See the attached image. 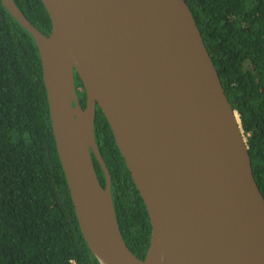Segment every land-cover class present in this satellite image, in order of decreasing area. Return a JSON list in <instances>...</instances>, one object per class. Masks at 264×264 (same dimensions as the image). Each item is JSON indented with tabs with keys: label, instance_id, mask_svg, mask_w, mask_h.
Here are the masks:
<instances>
[{
	"label": "water",
	"instance_id": "1",
	"mask_svg": "<svg viewBox=\"0 0 264 264\" xmlns=\"http://www.w3.org/2000/svg\"><path fill=\"white\" fill-rule=\"evenodd\" d=\"M42 1L50 35L15 0L2 3L36 40L58 153L100 264H264V195L239 113L188 2ZM97 105L148 209L144 259L119 224L96 139Z\"/></svg>",
	"mask_w": 264,
	"mask_h": 264
},
{
	"label": "trees",
	"instance_id": "2",
	"mask_svg": "<svg viewBox=\"0 0 264 264\" xmlns=\"http://www.w3.org/2000/svg\"><path fill=\"white\" fill-rule=\"evenodd\" d=\"M226 93L239 113L264 195V0H186ZM43 33L42 0H15ZM83 107L87 93L76 73ZM96 139L112 177L119 224L144 259L152 225L145 201L97 105ZM103 186L105 172L93 154ZM0 264H100L82 233L53 132L40 52L0 0Z\"/></svg>",
	"mask_w": 264,
	"mask_h": 264
}]
</instances>
